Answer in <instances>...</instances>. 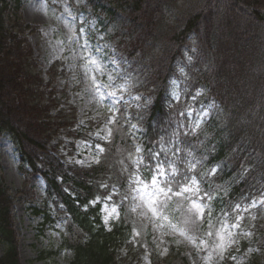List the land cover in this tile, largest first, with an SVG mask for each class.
Listing matches in <instances>:
<instances>
[{"label": "trees", "instance_id": "1", "mask_svg": "<svg viewBox=\"0 0 264 264\" xmlns=\"http://www.w3.org/2000/svg\"><path fill=\"white\" fill-rule=\"evenodd\" d=\"M20 6V0L13 5L10 0H0V137L8 134L22 166L27 165L34 177L40 175L44 179L45 209L36 213L43 212V223L58 220L65 229L60 249L71 252L69 264H121L117 248L125 244L134 229L125 218L126 201L120 203L118 195L113 199L119 202L120 217L109 230L102 222L100 204L93 206L91 202L108 191L122 193L134 168L135 175L150 181L145 169L149 150L160 152L159 161L163 160L167 167L169 161L180 159L179 172L184 168V173L194 176L202 188L211 184L216 194L211 201V218H222L230 206L243 203L264 189V102L257 103L254 93L249 97L239 93L233 95L243 103H232L234 91L226 83L231 77L218 68L219 55L209 57V69L202 72L203 94L214 99L202 104L207 111L204 116H175L173 108L177 102L172 95L176 91L172 84L175 61L191 38H197L200 44L198 53H214L218 40L223 42L219 49L241 58L245 53H256L252 49L258 47V39L264 47V0H86L82 5L75 4V15L83 14L82 24L88 25L87 39L98 36L97 41L107 42L110 54L122 65V75L124 72L132 78L129 70L136 61L142 64L138 65L139 70L150 72V66L143 64L149 59L147 53L155 48L165 51L153 76L137 72V80L143 85L128 88L131 97L137 95L141 99L119 103L117 122L111 126L114 148L133 151L139 145L143 150L136 161L143 156L144 163L133 166L120 160L109 161L111 156H105L109 147L103 140L105 149L99 163L90 167L66 165L52 156L51 138L59 130L67 132L73 140L71 144L77 138L92 143L94 139L84 133L86 127H75L68 111L57 110L59 98L50 88L53 82L45 81L32 63L26 33L33 27L23 21ZM179 7H184L188 16L173 15ZM200 64L203 65L202 59L197 58V75L203 70ZM146 100L149 102L145 105ZM177 117L186 128L191 125V130L198 122L191 137L176 135ZM244 118H248L247 124ZM132 124L137 125L136 129L131 128ZM178 148L182 150L176 153ZM156 162L152 160L151 166ZM189 162L196 164L191 172L187 171ZM212 169L215 175H207ZM48 202L55 212L53 219L46 207ZM13 204L0 172V243L6 247L0 264H20ZM151 257L152 264H159L156 253ZM180 261L187 264L186 257Z\"/></svg>", "mask_w": 264, "mask_h": 264}, {"label": "rangeland", "instance_id": "2", "mask_svg": "<svg viewBox=\"0 0 264 264\" xmlns=\"http://www.w3.org/2000/svg\"><path fill=\"white\" fill-rule=\"evenodd\" d=\"M10 1L11 5L15 3V0ZM85 1L20 0L21 17L25 23L33 27V30L28 29L26 33L32 49V63L36 70L43 74L45 81L53 82L50 88H54L55 95L59 98L57 110L62 108L68 111L74 117L75 127H86L84 133L89 134V137L92 135L94 139L92 143L77 138L71 144L73 140L64 130H59V133L51 138L52 156L59 158L63 164L77 167L97 164L103 153L98 154L97 146L105 149L103 145L105 140L102 137L107 135L106 125L112 129L113 124L107 123L109 118L116 113L115 109L119 103L130 102L137 96L131 97L129 88L123 91L117 89L116 85L125 81L128 86L143 85V82L137 80V72L139 75L153 76L161 65L160 56L163 57L165 52L161 53L159 48H155L147 53L149 59L143 60V64L150 66V72L139 70L138 65L142 64H137L136 61L134 68L131 67L129 70L132 78H128L124 72L122 75L119 69L122 65L118 58L110 54L107 42H100L98 36V41L96 38L87 39L89 29L87 24H82L84 16L80 14L77 17L73 11L76 3L82 5ZM175 13L188 16L184 7L175 9L173 15ZM198 44L197 38H191L182 55L175 61L172 72V84L176 87V91L172 92L174 101L177 102L173 108L175 116L185 113L189 114L190 118H197V115L201 118L207 113L201 106L206 100L212 103L214 99L203 94L202 72L205 68L209 69L208 58L213 59L216 54L219 55L218 68L224 70V73L227 72V77H231V81L226 80V83L229 87L232 86L234 91L232 103L237 106L238 103H243L238 102L233 95L239 93H244L246 97L254 93L257 103L264 102V47L259 39L258 44H255L258 47L253 46L252 49L256 53H245L243 58L219 49L223 44L222 40L217 41L214 53H198ZM92 58L103 66V74L91 63ZM197 58H201L203 64H200L203 70L198 75ZM109 74L113 77L112 81H109ZM96 85H100L99 90ZM113 90L116 91L117 98L123 97L118 103L107 95ZM175 119L178 123L176 135L179 138H188L194 134L190 129L191 125H188L190 128H186L180 124L178 117ZM247 120L248 118H244L246 124ZM172 135L174 137V133ZM111 140L112 135L106 141L109 147L105 154L107 159L111 156L109 161L120 160L129 166L135 165L138 152L131 149H116ZM181 150L178 148L175 152L179 153ZM173 161L177 168L180 159ZM165 164L163 161L165 170L170 171V165L167 167ZM181 164L187 166L185 162ZM181 169L183 171L180 173L185 174L184 168ZM134 170L135 168L131 172L127 188L122 193L108 191L103 196H97L93 200L94 203L91 202L93 206L100 204L102 222L109 230L120 217L119 202L113 199L118 195L116 198H120V203L126 201L125 218L131 221L134 229L125 244L117 248V258L121 264H152V253H156L159 264H183L180 261L182 257H186L187 264H264V204L259 203L264 200V189L249 200L230 206L222 218H211L209 227L208 219L205 218V222L201 223L186 211L187 201H180L175 197L169 202L167 209L161 210L163 215L168 216V220L161 219L159 214L153 215L137 191L143 187L139 181L144 183L149 181L139 178ZM0 172L8 193L14 200L12 219L18 240L20 264H69L71 252L60 249L65 229L58 220L43 223V212L36 213L45 209L44 179L40 175L34 177L27 165L22 166L16 147L6 133L0 137ZM113 187L116 188V185ZM253 201L257 202L255 207L251 206ZM46 207L49 208L48 212L53 213L50 215V219H53L55 212L51 202H48ZM113 208L116 209L115 213L112 212ZM117 213L118 219L114 218ZM239 217H243L238 221L240 227L233 228L232 225ZM172 225H175V228ZM209 231L212 232L211 236L207 235ZM244 233L251 235L246 236ZM220 236L224 239L221 240ZM233 240L236 242L232 243ZM5 248V245L0 243V256L5 252Z\"/></svg>", "mask_w": 264, "mask_h": 264}, {"label": "snow or ice", "instance_id": "3", "mask_svg": "<svg viewBox=\"0 0 264 264\" xmlns=\"http://www.w3.org/2000/svg\"><path fill=\"white\" fill-rule=\"evenodd\" d=\"M115 63V61H112ZM91 63L93 65H96V70L101 72L103 74V66L99 64V62L95 59H91ZM109 81L113 80V77L111 74L108 76ZM93 82L95 84V76L92 77ZM97 90H99L100 85H96ZM117 89L127 91L128 89V83L125 81L123 84L116 85ZM108 96L112 97L116 102L118 103L119 100H122L123 97L117 98V93L115 90L109 92L107 94ZM134 100L139 101L141 99L140 96L133 97ZM149 101H145V105ZM138 107H142L138 105ZM113 108H115V105H113ZM115 111H119V109H115ZM117 122V118L115 114L111 116L107 123L115 124ZM137 125L132 124L131 128L136 129ZM199 127V124H195L192 131L194 132L195 128ZM106 131L107 135L102 137L105 141L109 139V137L112 135V129L107 128L106 125ZM188 133H184V135H187ZM99 135V133H97ZM98 147V154L102 153L104 151L103 147ZM136 151L142 152L143 150L140 148L139 145L136 147ZM161 151H165L164 149H161ZM174 155V153H173ZM148 156V164H145V169L150 174V181L148 183H144V181H139L143 187L138 189L137 191L140 192L142 195L144 201L146 202L147 206L153 213V215H160V218L163 220H168V216H165L162 214V209H167L169 207V202L173 200V198H178L180 201H187L188 207L186 211L191 215L194 216L197 220H199L201 223L205 222V218L207 216L209 221V227H211L210 220L212 216V206L211 201L215 198V193L212 191L211 184L208 185L207 189H204L200 186V182L194 177L187 174H182L179 172V170L175 167L174 161H169L170 164V171H166L163 167V161H159L160 152L149 150L147 152ZM157 160L158 163L155 166H151V161ZM81 163H83L81 161ZM97 163H99V160H97ZM136 164L144 163V157L141 156L138 161H135ZM198 163V161H197ZM196 167L195 163L189 162L187 171L191 172ZM207 175H215V169L210 170V172L207 173ZM163 178V179H161ZM115 191V189H113ZM110 198V197H109ZM163 198V199H162ZM125 199H127V196H125ZM95 201H93L94 203ZM255 201L252 202V207L256 206ZM260 204H264V200L259 201ZM237 208L239 206L237 205ZM178 210V209H177ZM133 211H135V208H133ZM244 211H247V209H244ZM112 212L115 213L116 209L113 208ZM111 216V213L109 214ZM118 219V213L116 217ZM239 219H243V217L237 218V222L232 225L233 228H239ZM108 218H105V223L107 224ZM173 228H175V225H172ZM183 234V232L181 233ZM139 235V233H137ZM208 236L212 235V232L209 231L207 233ZM231 235V233H230ZM244 235H251V233H244ZM220 239L223 240L224 237L220 236ZM232 243H235L236 241H231Z\"/></svg>", "mask_w": 264, "mask_h": 264}]
</instances>
